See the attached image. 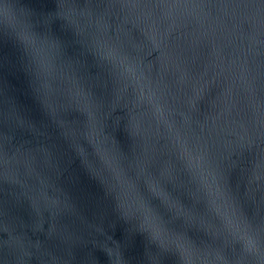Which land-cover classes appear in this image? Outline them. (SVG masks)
I'll return each instance as SVG.
<instances>
[{"label":"water","instance_id":"1","mask_svg":"<svg viewBox=\"0 0 264 264\" xmlns=\"http://www.w3.org/2000/svg\"><path fill=\"white\" fill-rule=\"evenodd\" d=\"M0 264H264V0H0Z\"/></svg>","mask_w":264,"mask_h":264}]
</instances>
